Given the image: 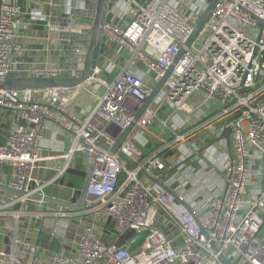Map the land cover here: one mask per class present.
<instances>
[{"label":"built area","instance_id":"built-area-1","mask_svg":"<svg viewBox=\"0 0 264 264\" xmlns=\"http://www.w3.org/2000/svg\"><path fill=\"white\" fill-rule=\"evenodd\" d=\"M21 1L33 19L38 0H0V111L15 117L0 144V185L25 193L0 192V217L9 218L0 264H264V0H104L110 62H96L75 87L10 90L2 86L13 59L27 53L17 33ZM95 85L96 106L71 113L66 96ZM50 124L55 146L43 144ZM131 124L119 154L97 144L113 147ZM59 136L70 137L67 149ZM84 146L92 177L81 210L29 198L49 184L66 187L60 181ZM39 170L51 179L38 181ZM69 188L76 204L80 191ZM46 218L53 227L40 229V245L28 229Z\"/></svg>","mask_w":264,"mask_h":264},{"label":"water","instance_id":"water-1","mask_svg":"<svg viewBox=\"0 0 264 264\" xmlns=\"http://www.w3.org/2000/svg\"><path fill=\"white\" fill-rule=\"evenodd\" d=\"M38 1L39 5L33 7L31 13L34 20L44 23L42 30L43 37H41L44 40L35 45L34 48L30 47L27 53H23L21 56L13 59V62L17 63V65H15L14 70L8 75L2 87L10 90L75 87L87 80L98 60V47L102 41L100 27L106 20L108 3L104 0ZM212 8L199 20L187 45L193 41ZM52 58L57 61L45 64V60ZM78 63L82 64V69L80 70L77 67ZM34 66L37 69H59L61 70V75L56 78L30 77L26 71ZM169 73L170 70L164 79L155 86L151 96L137 110L134 115L135 121L157 95ZM132 127L133 124L121 134L116 144L111 148L101 140H98L97 144L112 153L119 154L118 148ZM229 134V129H225L222 133V138L227 140L228 150H230ZM84 148L85 150L82 153L84 179L76 204L37 193L30 194L29 198L40 201L45 206L52 205L73 211L81 210L84 207L87 189L92 177L87 147L84 146ZM129 164L132 165L131 163ZM0 192L16 196L25 195L23 191L10 189L4 185H0ZM225 263L229 264L227 261Z\"/></svg>","mask_w":264,"mask_h":264},{"label":"crops","instance_id":"crops-1","mask_svg":"<svg viewBox=\"0 0 264 264\" xmlns=\"http://www.w3.org/2000/svg\"><path fill=\"white\" fill-rule=\"evenodd\" d=\"M20 5L22 7V10L27 14L21 18L19 27L17 29V33L20 36V39H21L22 43L25 45L26 50L28 52L30 47L34 48L35 45L39 44L40 42H42L41 40L44 39V38H41V37H43L42 30L44 27V25H43L44 23H41L39 20H33L31 18V16H30L31 5L30 4H28L25 1H21ZM98 48H99V51H98L97 62H98V64L105 66L108 62H110L109 60L112 59V50L109 47V45L105 42H103V43L101 42ZM55 60L56 59L52 58V59H47L44 62H45V64H47V63L54 62ZM112 61H114V60H112ZM77 94H79V93H77ZM77 94H75L74 96L67 95L66 97L68 98V100H71L73 102V100L77 96ZM201 97H202L201 94H197L191 99V102L195 103L197 101V99H200ZM88 109L89 108H82L80 106L77 107V106H75V104L73 102V109L71 110V113L76 114L77 117H81L80 111L81 110L86 111ZM14 122H15V117H14L13 113H11L9 111H0V144H2L4 142V137H5L6 133L8 132V130L10 129L11 124ZM157 126L158 125H155L153 127V129H151L150 135H148V137H147L149 140V145L151 148L155 146V142H156L155 135L160 133V129ZM48 127L50 128V130L45 135V141L43 144H47V145L51 144V145L55 146V144L49 139V134L51 133V129L53 127L51 124L48 125ZM56 141L63 142L65 149H67L71 143V139L69 136H66V137L65 136H63V137L59 136L56 138ZM46 154H47V152H44V155H46ZM50 154H52V153H50ZM59 163L60 162H57L56 164L59 165ZM79 165L81 166L82 172L84 173V168L82 166V158L80 159V158L76 157L74 159V161L72 162L70 169L64 175L63 179L60 181V185L63 184L66 187L61 188V187H58L56 184H49L48 186H46L43 189V194L46 196L53 197V198H56V199H59L62 201H67V202L74 200V198L71 196V190L69 187L76 189V183L77 182L75 179H74L75 183L73 182L71 170L76 168ZM34 177L40 182L48 181L52 177V172L39 170V171L35 172ZM74 184H75V186H74ZM43 205H41V206L39 205L37 210L42 211L43 207L45 206V205L44 206ZM46 206L49 209L56 208V206H52V205H46ZM7 219H9V218H1L0 217V228L2 226L4 227L7 224V222H6ZM30 226H31V229H28V234L29 235H30V233L34 234V236L31 235L32 239H33V237L36 239L37 236L40 235L39 236L40 239H39L38 243L40 245H44L45 240L43 239V237H45L46 234H44L43 232H40V229L49 233V231L53 227L52 219L46 218L43 220L41 219L40 221H32V222L30 221ZM29 239H30V237H29ZM5 242H7V241H4V240L2 241V236L0 235V248H3L5 246L4 245Z\"/></svg>","mask_w":264,"mask_h":264},{"label":"rangeland","instance_id":"rangeland-1","mask_svg":"<svg viewBox=\"0 0 264 264\" xmlns=\"http://www.w3.org/2000/svg\"><path fill=\"white\" fill-rule=\"evenodd\" d=\"M98 92H99V87L95 85L91 93L81 92L77 94L73 102L77 107L80 106L82 108L93 109L97 104L96 94Z\"/></svg>","mask_w":264,"mask_h":264},{"label":"trees","instance_id":"trees-1","mask_svg":"<svg viewBox=\"0 0 264 264\" xmlns=\"http://www.w3.org/2000/svg\"><path fill=\"white\" fill-rule=\"evenodd\" d=\"M79 166H77L76 168L71 170V175H72L73 182L75 183L74 179L77 182L76 183V191H77V193H79V191L81 189V185H82L83 179H84V173L82 172L81 166L80 167ZM74 186H75V184H74ZM27 209H30V207H27Z\"/></svg>","mask_w":264,"mask_h":264}]
</instances>
